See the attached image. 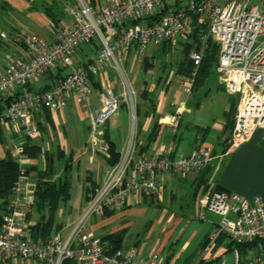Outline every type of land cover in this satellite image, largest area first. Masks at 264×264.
<instances>
[{"label":"built area","instance_id":"1","mask_svg":"<svg viewBox=\"0 0 264 264\" xmlns=\"http://www.w3.org/2000/svg\"><path fill=\"white\" fill-rule=\"evenodd\" d=\"M67 17V23L54 29V42L38 35L13 38L21 51L7 56L0 66V98L12 96L0 113V128L14 127L24 140L34 141L39 136L36 114L44 110L57 113L75 103L88 109L92 151L107 156L102 128L116 115L119 98L108 91L99 108L92 106L89 75L107 66L121 72L125 55L133 52L135 61L141 63L152 44L195 34L200 50L190 55L194 67L191 78L196 75L207 41L212 39L218 47L217 71L225 90L238 97L234 138L264 129V40L258 43L264 38V0H119L94 5L76 0ZM96 39L99 55L85 68H74L73 55ZM57 67L64 71L58 82L51 83L48 90L27 91ZM189 80L181 79L186 94ZM181 114L180 109L176 111L169 126L173 136ZM12 156L20 173L12 197L2 205L0 264H154L156 256L138 260L134 249L114 250L107 241L87 231V219L92 213L123 207L133 197H161L159 175L168 173L183 179L206 169L212 159L210 149L201 143L190 155L178 158L172 149L136 155L127 146L71 232L65 237L55 233L46 242L37 243L30 237L28 209L22 205V185L27 178L23 144L12 151ZM199 207L201 220H206V213L218 217L211 238L225 235L233 244L230 263L221 264H264V193L245 198L213 190L200 200ZM252 243L255 245L245 253L239 249Z\"/></svg>","mask_w":264,"mask_h":264},{"label":"crops","instance_id":"2","mask_svg":"<svg viewBox=\"0 0 264 264\" xmlns=\"http://www.w3.org/2000/svg\"><path fill=\"white\" fill-rule=\"evenodd\" d=\"M75 1L76 0H49V2L48 0H0V12L5 17L2 20V25L5 30L0 28V66L5 63L7 56L13 54L17 55L21 51V46L19 44H14L12 41L14 37L23 39L29 35H38L49 42H54L55 28L46 17L44 8L51 9L52 13L56 15V19L61 20L59 23L60 26L68 22L66 8L69 4H72V2L75 3ZM83 1L89 4L90 2L100 4L108 1L119 0ZM13 10H18L16 11L17 14L13 13ZM89 45L90 46L86 45V47L84 46V48L82 47L80 51H77L79 53L76 52V69H83V65H85V63L94 60L99 55V45L97 46L94 42ZM127 59L128 54L122 58L121 63H127ZM114 70L115 69L107 66L104 69L98 70L96 75H92V106L99 108L101 98L108 91H110L113 96L119 97L118 94L115 95L113 92V88L115 89L117 87L115 84ZM37 82H39L40 87L51 84V81L47 80L45 77L38 79ZM40 87L35 86L34 90ZM164 90H160L161 92L159 91L160 93H157L153 111L149 106L150 104H144L148 102L141 98L142 92L139 94V98L145 102H142L141 104L137 103L135 107L133 127H131V120L128 119L123 122L121 133H118V129L116 131L114 130V136L111 135V123L109 121L103 126L102 130L106 139L114 144L116 151L120 153V157H122V152L126 148L125 145H128L130 140L134 141L136 153H144L147 155H155L161 151L172 149L174 157H186L190 155L195 147L200 143L211 149L212 159L207 169L191 173L183 179L168 173L157 177V187L162 191V204L168 205L169 207L178 206L182 209L184 206L182 202L187 200L192 201L198 211L200 200L207 193L215 190L216 188H221L226 191H237L233 188V186H230L223 181L216 183L215 178L218 174L223 158L228 157V168L230 166L235 167L236 165L247 163L249 161V157L245 154L246 149L244 148L247 143L226 152L223 147L224 144H222V135L226 132V120L222 119V117L221 119L211 117L206 122H201L199 119L192 117L194 110L200 109V104L190 106L187 103L188 97L183 99L182 91L176 87L174 89L173 86H170V88H164ZM121 95L124 98L125 95L123 93ZM124 102L125 101H122L121 106H124L128 111L127 113L130 115L129 108L127 107L129 105H126ZM143 105H145L144 108L141 107ZM179 109L182 111V114L179 118L176 135L173 136L170 133L169 126L172 124L176 111ZM222 109L224 110L222 113L225 112L226 114H229L230 108L228 105ZM87 113L88 109L86 107L71 103L60 112L51 113L44 110L34 116L35 124L39 129V136L33 142L40 148V152L36 159H26L27 165H25L24 168L29 169V172L22 185L21 195L22 205L26 206L28 214H31L28 221L29 224H34L39 218V215L33 210L34 189L38 173L45 169L46 156L51 157L54 163L55 160L58 161L60 159H65L64 167L65 164L69 162L70 168L68 170V176L69 172L74 169L77 173L76 177L78 182H81L80 188L81 193L84 196V201L86 197V189H89V193L91 188H95L96 191L105 182L107 174L111 168L106 163L105 159L107 156L90 150L89 145L91 140V131ZM82 126L85 127L87 131L84 139L81 135ZM182 127L185 129H194L192 145L186 152L183 153L179 152V144H176L177 138H179V140L182 139ZM2 129L4 130L6 128ZM11 129L14 130V127H11ZM262 131L263 129L258 130L254 136L259 135ZM115 139L122 141L120 149H118L117 144L114 141ZM226 144L229 143L227 142ZM215 161L217 163H214ZM258 164L261 168L260 162ZM64 167L63 175H65ZM258 193L262 194L264 193V190H261L260 192L256 191L254 195H260ZM155 197L156 196L133 197L129 201L131 203L129 204L130 207L119 208V210L114 212L109 217H104L101 214L93 215L86 222L87 231L101 238L123 232L121 249L124 252L134 249L138 260H150L153 256H156L154 264H177L180 255H183L188 247V244L186 242V244H183L180 247L177 252L179 255L175 254L174 251L166 252L165 250L167 248V244L169 243V237H171L172 230L165 235L164 241L158 242L157 240L151 245H148L145 242L149 241L153 235V228L148 229V225H146L144 242L139 239L138 234H135L134 227L136 226V223H138V220L142 216L144 217L147 210L156 206L152 202V200L156 199ZM64 204L65 203H63V205ZM85 204L88 203L85 201ZM82 208H84V206H81L80 209ZM34 215L37 216L36 220H33ZM169 215L170 216L165 215L162 217L166 218L164 223L180 222L181 218H176V214L174 215L169 213ZM79 219L80 216H77L72 224H76ZM151 222L152 221H150V223ZM166 225L167 224H165L164 227H166ZM171 225L174 226L173 224ZM60 226L61 229L57 232L55 229L52 231V236L55 233H60L61 236L65 237V235H62V225L60 224ZM209 243L205 248L203 245L202 248L204 253L214 252L215 248L210 249ZM192 259H194L193 255L186 259L184 264H190L189 262ZM20 262L21 264H24L26 261ZM219 262L220 258L217 256L206 260L201 259L197 262V264H218ZM16 264H18V261Z\"/></svg>","mask_w":264,"mask_h":264},{"label":"rangeland","instance_id":"3","mask_svg":"<svg viewBox=\"0 0 264 264\" xmlns=\"http://www.w3.org/2000/svg\"><path fill=\"white\" fill-rule=\"evenodd\" d=\"M74 4V2H72V4H69V6L66 8V11ZM13 11V13L17 14L16 11L18 10ZM4 18V15H2L0 12V28L2 30H5L2 25V20ZM263 40L264 38H260L258 43L262 42ZM208 41L210 42V46L204 53L207 58L210 57L213 49L212 43H214L212 39H209ZM93 42L96 43L97 46L99 45L97 39ZM195 47V44H193L192 40L189 38L166 42L162 46L152 44L149 47L148 52L144 55L143 62L141 63H137L135 61V54H133V52L128 54L127 63H121V72L114 70L115 84L117 86V89L113 88V92L115 95L118 94L119 96V108L116 115L109 119V122L111 123L110 132L112 136H114L113 134H115L114 130L116 131L118 129V133H121L123 122L127 121L128 119L131 120V127H133L132 125L134 122L135 107L137 103L141 104L142 102H145L141 100V98H139V94L141 92L146 90L147 93H149L151 97H153L152 100L155 103L157 93L160 90H164V88H170V86H173L174 89L176 87L180 91H182L183 99L185 97H188L187 103L190 106L200 104V109L194 110V114L192 117L199 119L201 122H206L211 117H215L217 119H221L222 117V119L226 120L225 127H228V125H230L229 120H227V114L225 112L222 113L224 111L222 108L227 105L230 108V102L232 103V106L234 105L237 108L238 97H232L227 94L222 77L217 71V55H215V59L211 63L207 73L206 71H202L199 69L197 76L195 75L191 78L193 71L191 72V67L188 60L190 59L192 50ZM77 53H75L72 58L74 68H77V65L75 64V62L77 61ZM144 60L145 62L147 61L148 65L145 68L143 64L145 63ZM186 72L190 73V75L187 77H182L183 75L187 74ZM182 78L190 79L189 83L191 84L189 93L187 94L183 91L184 83L181 82ZM36 87H40L39 82L36 83ZM120 92L125 95L124 98L122 97V93ZM122 101H125L124 103L126 105H129L127 107L129 108L130 115L127 113L128 111L126 110V108L124 106H121ZM144 106L145 105L141 107L144 108ZM183 127L181 128L182 139L179 140V138H177L176 140V144H179V152L182 153L186 152L190 148L194 136L193 128L185 129ZM225 133L224 135H222V144H224V150L228 152V150L230 151V149L240 147L242 144L247 143L244 148L246 149L245 154L249 157V161L247 163H242L236 165L235 167L230 166L228 168V157L223 158L218 174L216 175L215 182L219 183L220 181H223L228 185L233 186V188L237 190H230V192L236 193L241 197L251 198L255 196L254 194L256 191L260 192L261 190H264V129L257 136H254L253 134L248 137H241L239 139L234 138L233 127L227 128ZM86 134V128L83 127L81 134L83 136V139ZM114 141L116 142L118 149H120L122 141L119 139H115ZM227 142L229 144H226ZM23 143L24 139L21 137V134H19V132L15 130V128L14 130H12L10 127L8 129L0 131V158L3 159L8 155L13 157L12 151L17 147H21ZM89 146L90 150L92 151L91 145ZM125 146H130L135 151L133 140H130L128 145L126 144ZM64 161L65 159H60L58 161L55 160L53 167V178L59 179L64 176ZM259 162L261 164V168L258 164ZM214 163L217 162L215 161ZM25 165H27L26 160L24 166ZM76 176L77 173L74 171V169H72V171L69 172V200L64 205L61 204L59 210L56 212V223L62 225V235L65 236L69 234L73 229L75 224L73 225L72 222L75 220V218L77 216H80L81 218L87 207L89 206L88 204H85L84 196L81 193L80 188L81 182H78ZM155 198L156 199L152 200V202L156 206L151 207L149 210H147L144 217L142 216L134 227L135 234L139 235V239L142 242H144L146 235V225H150L149 227L147 226L148 229L153 228V235L151 236L149 241L145 242L148 245L153 244L157 240L158 242L164 241L165 235L168 234L170 230H172L171 237H169V243L167 244V248L165 250L166 252L174 251L175 254L179 255L177 252L180 247L183 244H186V242L188 244V247L183 255H180L177 264H184L185 260L192 255L194 259H192L190 262L188 261L190 264H197V262H199L201 259L206 260L217 256H219L220 258V262L218 264H221L222 261L230 263L231 253L230 251L226 250V246L229 243V240L225 238L223 243H219L216 242L214 238H211L214 233L213 223H216L218 221L217 216L206 213V220H201L199 217L200 207L198 206L197 211V207L192 201H183L182 204L184 206L181 209L178 206L169 207L168 205L162 204V195L161 197ZM91 200L92 198L90 199V201ZM129 201L130 199L125 206L119 208L121 209L130 207L129 204L131 203ZM81 206H84V208L80 209ZM119 208H115L113 211L116 212L117 210H119ZM105 210L106 209H104L103 211ZM102 212L100 213L101 215ZM169 213H172L174 215L176 214V218H181L180 222L164 223L166 218L162 217H164L165 215L170 216ZM93 215L99 214L92 213L88 219H90ZM36 218L37 216L34 215L33 220H36ZM150 221L152 222L150 223ZM165 224H167L166 227H164ZM171 224L176 227L172 226ZM207 238L210 239V249L215 248L214 252L204 253L202 247ZM18 264H21V262L18 261ZM24 264L32 263L25 262Z\"/></svg>","mask_w":264,"mask_h":264},{"label":"trees","instance_id":"4","mask_svg":"<svg viewBox=\"0 0 264 264\" xmlns=\"http://www.w3.org/2000/svg\"><path fill=\"white\" fill-rule=\"evenodd\" d=\"M91 5H94V3H91ZM44 12L46 17L50 20L53 27L56 28L59 26V23L61 20L56 19V15H54L51 11V9L44 8ZM189 39L192 40V43L195 44V48L193 51L200 50V45L197 42L195 34H193ZM166 42L170 41H163L159 46H162ZM208 43L205 45L202 55L201 63L197 69L196 76L198 74V70L206 71L208 72V69L210 68L211 63L215 59V55L218 57V47L216 44H213V49L210 54V57L207 58L204 53L208 50L209 45ZM191 44V43H190ZM144 59V58H143ZM90 62V61H89ZM143 62V61H142ZM145 62V60H144ZM189 65L191 67V72L193 71V63L189 59L188 60ZM86 64V63H85ZM144 64V68L147 67V61ZM86 65H83V68H85ZM187 67V66H186ZM63 69L60 67H57V69L54 70V72H49L45 75V78L47 80H50L51 83L58 82L62 75H63ZM187 73V72H186ZM190 73H187L186 75H183L182 77L189 76ZM203 75V74H202ZM92 75H89L90 82H92ZM50 85L43 86L39 88V90H48ZM27 91L31 92L34 91V87H27ZM141 98L146 100L148 104H150V108L153 111L154 110V102L153 97L147 93V91H143L141 93ZM12 96H5L0 98V113H2L6 107L11 102ZM230 111L229 114H227V120H229V124L227 128L233 127V120H234V113L236 111L235 106H232V103L230 102ZM139 109V108H138ZM3 129L0 128V131ZM104 139L106 143L108 144V155L106 160L107 165L110 168L115 167L120 162V153L116 151L115 146L113 143L109 142L106 139V136L104 134ZM23 149L24 154L29 159H36L39 155L40 148L32 141V140H24L23 143ZM136 155L144 154V153H136ZM53 167H54V161L51 157L46 156V165L45 169L38 173V178L35 184L34 189V201H33V210L39 215L38 220L30 225V237L37 243H44L47 240H49L52 236V231L55 229L56 232L61 229L60 224L56 223V212L59 210L60 205L63 203H66L69 200L70 197V177L68 176V170L70 168L69 162L65 164L64 170L65 175L62 178L54 179L53 177ZM209 167V166H208ZM207 167V168H208ZM206 168V169H207ZM29 169L25 168V174L28 175ZM20 173V167L18 162L11 157L10 155L6 156L5 158H0V215L1 211L3 210L2 205L12 197L13 188L14 185L19 177ZM215 191H226L221 188H216ZM95 188H91L90 193L89 189H86L85 192V201L88 203L90 199L95 194ZM89 194V195H88ZM114 210V209H113ZM106 209L102 212V215L104 217L111 216L114 211ZM31 214L29 213L27 215V221H29ZM123 232L106 236L103 239V241H107L114 250L121 249V241H122ZM225 238H227L225 235H219L215 241L223 243ZM209 243V238H207L204 242V248ZM255 243H252L251 245H243L239 247L241 252L245 253L246 249L254 246ZM233 247V244L229 242L226 246L227 251H231Z\"/></svg>","mask_w":264,"mask_h":264}]
</instances>
